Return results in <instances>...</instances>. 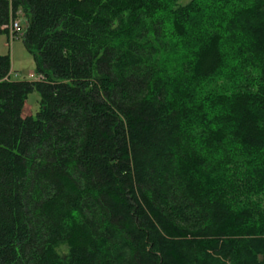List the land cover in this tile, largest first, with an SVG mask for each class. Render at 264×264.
<instances>
[{"label": "trees", "instance_id": "trees-1", "mask_svg": "<svg viewBox=\"0 0 264 264\" xmlns=\"http://www.w3.org/2000/svg\"><path fill=\"white\" fill-rule=\"evenodd\" d=\"M178 1L0 0V264H264V0Z\"/></svg>", "mask_w": 264, "mask_h": 264}, {"label": "rangeland", "instance_id": "rangeland-1", "mask_svg": "<svg viewBox=\"0 0 264 264\" xmlns=\"http://www.w3.org/2000/svg\"><path fill=\"white\" fill-rule=\"evenodd\" d=\"M189 1L190 0H179L178 3L180 5H184ZM19 15L21 16V14ZM22 33L23 31H20L21 35ZM3 55H8L10 58V76L12 80H32L30 77L31 74L35 73V65L32 56L25 50L19 38L10 40L8 33L0 34V56ZM37 102L38 95L35 92L28 95L23 110V115L27 116L30 113V115L34 116L38 109ZM56 250L60 255H63L67 252L65 245L58 246Z\"/></svg>", "mask_w": 264, "mask_h": 264}, {"label": "built area", "instance_id": "built-area-1", "mask_svg": "<svg viewBox=\"0 0 264 264\" xmlns=\"http://www.w3.org/2000/svg\"><path fill=\"white\" fill-rule=\"evenodd\" d=\"M19 14L20 13L17 12L18 17L14 18V20L9 25L4 27L8 29L10 40L18 38L21 35V29L24 27L23 20Z\"/></svg>", "mask_w": 264, "mask_h": 264}]
</instances>
